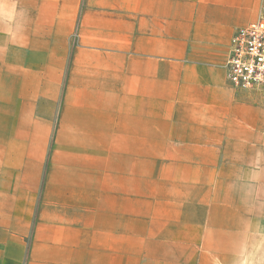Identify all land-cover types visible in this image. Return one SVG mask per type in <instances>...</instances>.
<instances>
[{
  "label": "crops",
  "instance_id": "1",
  "mask_svg": "<svg viewBox=\"0 0 264 264\" xmlns=\"http://www.w3.org/2000/svg\"><path fill=\"white\" fill-rule=\"evenodd\" d=\"M260 2L0 0V264H264Z\"/></svg>",
  "mask_w": 264,
  "mask_h": 264
},
{
  "label": "built area",
  "instance_id": "2",
  "mask_svg": "<svg viewBox=\"0 0 264 264\" xmlns=\"http://www.w3.org/2000/svg\"><path fill=\"white\" fill-rule=\"evenodd\" d=\"M225 71L235 89L264 95V0L255 19L232 34Z\"/></svg>",
  "mask_w": 264,
  "mask_h": 264
},
{
  "label": "rangeland",
  "instance_id": "3",
  "mask_svg": "<svg viewBox=\"0 0 264 264\" xmlns=\"http://www.w3.org/2000/svg\"><path fill=\"white\" fill-rule=\"evenodd\" d=\"M264 96V95H263Z\"/></svg>",
  "mask_w": 264,
  "mask_h": 264
}]
</instances>
